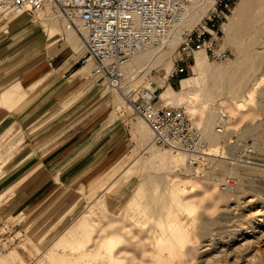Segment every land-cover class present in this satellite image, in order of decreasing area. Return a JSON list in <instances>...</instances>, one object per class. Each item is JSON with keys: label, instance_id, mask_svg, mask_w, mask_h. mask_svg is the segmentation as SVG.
Masks as SVG:
<instances>
[{"label": "rangeland", "instance_id": "1", "mask_svg": "<svg viewBox=\"0 0 264 264\" xmlns=\"http://www.w3.org/2000/svg\"><path fill=\"white\" fill-rule=\"evenodd\" d=\"M263 4L264 0H236L228 18H234V15L238 13L237 19L235 18L236 25L229 34L224 32L221 45L229 54L227 61H215L206 56L207 63L199 69L196 63L199 56L196 54L193 60L183 64L177 62L178 45L173 51L174 53L167 55L165 59L161 60L160 65L150 69L149 73L146 72L141 75L139 66L135 65V62L126 69L127 76H125L124 87L129 88L132 85L128 92L137 87L155 91L159 105L185 108L190 115L192 114L196 125L200 117L191 108L203 109L205 117V120L203 119L205 124L203 123V125L205 126L207 122L208 130L214 132L215 141L207 143L211 157L200 168L184 165V167H178L169 155L170 150H158L163 148L157 146L158 149L151 148L150 130L146 123L138 115L133 114L132 108L125 103L124 96L122 100L108 88V92L113 96V110L105 126L112 125L111 127L115 128L116 132L126 134L125 137L129 139L131 159L117 172L109 174V172L104 171L99 174L103 177L93 182L91 180V183L81 186L76 200L59 217L48 219L40 225L37 223L28 225L25 221L21 223L19 219H14L10 215L21 203V198L27 187L43 170V167L31 174L27 173V169L31 166L28 168L26 166H28L31 156L22 157L23 153L32 148L37 157L36 163L39 158L38 150L40 147L37 146L34 149L31 146H26L23 136L15 135L12 118L9 126L0 130V135L3 133L0 138V264H237L236 262L238 264H251V262L257 264L258 257L264 260V112L261 110L259 98L260 89L264 88V69L262 68L264 63L259 66L254 55L246 54L242 57L240 54L245 42L251 44L257 42L255 45L262 50L261 53L264 55ZM23 14L25 16L23 20L29 19L33 23L31 26L36 27L34 30L38 27L45 29L41 24L42 20H37L38 14L35 15L26 11H23ZM0 16L6 17V15L1 14ZM251 32H254L253 35ZM37 37L32 33L23 39V48H21L23 52H32L29 44ZM76 39L78 41L77 37ZM80 50L81 48L77 52H85L84 49L83 51ZM190 66L192 68L189 74ZM186 67H188V72L185 75H175L178 70ZM239 69L240 71H238ZM13 75L16 74H8L7 79ZM189 78L193 79V82L187 85L188 88L184 91L182 81ZM253 79L257 81L254 83ZM225 80L226 82H224ZM223 84L227 86L224 85L223 87ZM15 87L20 88L24 97H27V92L20 84L15 85ZM169 87L176 92L174 97L170 94L166 97L163 96ZM227 87L229 88L226 89ZM238 90H241L240 94ZM122 92L123 95L128 93L127 91L124 93V90ZM181 97L184 102L179 101ZM116 101L120 104H117ZM178 101L179 104H182L179 105ZM31 102L29 105L32 104ZM19 105L14 107L0 102V107H7L10 111L17 109ZM64 108L65 104L63 103L61 111ZM23 110L25 109L23 108L21 111ZM250 110L255 113V118L246 117L241 120L243 112L245 114ZM51 118L39 119L37 124L29 128L28 133L32 134L39 130ZM250 124L254 127L249 126ZM203 125L198 124L197 127L206 140ZM247 128L251 129L250 132H247ZM145 129L148 131L146 132ZM39 138L40 136L34 139L36 144L39 143ZM249 147H253L256 153L252 159H247L245 156V150ZM254 166L260 168L261 171L251 170V167ZM226 177L236 181V187L229 192L223 191L220 187ZM195 178L196 180H193ZM82 189H85L83 201H81ZM171 189L174 193L171 192ZM101 198L105 201V208L98 205ZM186 202L196 208L195 211L193 210L194 212L186 209L184 205ZM72 205L76 206L71 208ZM89 209L97 217L94 222L85 216ZM121 220H125L131 225L134 236L122 230ZM87 221L88 225L84 227L83 225ZM117 221L120 223L118 224ZM114 231L115 233H112ZM120 231H122V235L119 233ZM112 234H118L122 237V244L119 243L117 248L115 247L113 254L107 248L108 237ZM175 239L177 240L175 241ZM239 242L240 244H237ZM247 242H250L249 245L245 244ZM251 243L253 244L250 245ZM187 247L190 250L189 255ZM260 251L261 253H259ZM192 254L195 255V258ZM255 254H259L258 257ZM108 256L110 257L108 258ZM138 257L140 258L138 259Z\"/></svg>", "mask_w": 264, "mask_h": 264}, {"label": "crops", "instance_id": "2", "mask_svg": "<svg viewBox=\"0 0 264 264\" xmlns=\"http://www.w3.org/2000/svg\"><path fill=\"white\" fill-rule=\"evenodd\" d=\"M43 14L37 20H42L44 30H34L29 19L23 20V11L12 18L0 16V102L20 104L12 111L0 107V130L13 118L15 135L23 136L26 146L40 147L36 163L32 148L23 153L22 157L31 156L27 173L43 167L10 215L28 225L59 217L81 186L103 177L99 174L104 171L117 172L131 159L126 134L105 126L113 110L106 84L82 68L85 54L75 50V36L66 32L64 23L55 25L48 12ZM32 33L38 36L29 44L32 52H23V39ZM8 74L16 75L7 79ZM17 84L27 92L26 98ZM48 118L39 130L28 133L39 119Z\"/></svg>", "mask_w": 264, "mask_h": 264}, {"label": "built area", "instance_id": "3", "mask_svg": "<svg viewBox=\"0 0 264 264\" xmlns=\"http://www.w3.org/2000/svg\"><path fill=\"white\" fill-rule=\"evenodd\" d=\"M193 1L0 0V14L20 9L35 15L47 8L56 11L83 44L82 64L91 62L93 76L107 88L119 90L123 67L139 54L163 45L173 29L183 23ZM235 4L236 0H214L199 23L181 33L177 62L186 64L196 53H205L215 61H227L229 54L221 45L224 26ZM187 68H181L175 75H185ZM155 93L137 87L124 96L125 103L150 127L155 146L183 152L197 165L207 156L203 133L185 108L158 105ZM255 154L252 147L245 150L247 159ZM220 187L232 191L236 181L226 177Z\"/></svg>", "mask_w": 264, "mask_h": 264}, {"label": "bare ground", "instance_id": "4", "mask_svg": "<svg viewBox=\"0 0 264 264\" xmlns=\"http://www.w3.org/2000/svg\"><path fill=\"white\" fill-rule=\"evenodd\" d=\"M213 1L214 0H195V1H193L192 2V4H191V6H190V8H189V10H188V14H187V16H186V18H185V20L183 21V23L181 24V25H179V26H177L175 29H173V31L171 32V34H170V36H169V38L167 39V41L163 44V45H161V46H159V47H157V48H154V49H152V50H149V51H147L146 53H141V54H139L138 56H136L135 58H133L127 65H125L124 67H123V69H122V73H123V82H122V84H121V88L119 89V90H112V91H114L117 95H118V97L120 98V99H122L123 100V96H125V95H123V90H124V93L127 91L128 92V90H129V88L130 87H132V85L129 87V88H127V87H124V82H125V76H127L126 75V69L127 68H129V67H131L132 66V64H133V62H135V65H137V66H139V71H140V73H141V75L142 74H145L146 72H148L150 69H152V68H154V67H156V66H158V65H160V63H161V60L162 59H165V57L167 56V55H169V54H172V53H174L173 51L174 50H176V48H177V46L179 45V43H180V36H181V33L185 30V29H191V28H194V26L197 24V23H199V21L202 19V17L204 16V14H205V12L207 11V9L210 7V5L213 3ZM257 1V0H256ZM244 2V1H243ZM260 2V1H259ZM246 4V3H245ZM256 4V3H255ZM260 4V3H259ZM261 4H262V2H261ZM260 4V5H261ZM252 5V4H251ZM264 5V4H263ZM262 5V6H263ZM239 7H240V5H239ZM251 7V6H250ZM264 7V6H263ZM242 10V9H241ZM17 11H19L18 13H20V12H22V11H26V12H28L26 9H23V10H13V11H11V12H9V13H7L6 14V18H12V16L13 17H15L18 13H17ZM243 11V10H242ZM251 11V10H250ZM261 11V10H260ZM45 12H48L49 13V15H50V20L53 22V24H55V25H57V23L58 22H62V23H64V25H65V30H66V32H69V34H71V35H73V36H75V41L73 42L74 43V46H75V50L76 51H78V49H80L81 48V50L80 51H83V44H82V42H81V40H80V38H79V36L77 35V33L69 26V24L67 23V21L66 20H64L61 16H59L58 14H57V12L56 11H54V10H51V9H45L44 11H42V12H40L39 14H38V16H40L41 14H43V13H45ZM252 12H253V10H252ZM242 13V12H241ZM250 13V12H249ZM258 14V13H257ZM263 14H264V12H263ZM238 15V13H236L235 15H234V18H231V19H228V21H227V23L225 24V26H224V32L226 33V34H229V32H231L232 31V28L236 25V21H235V18L237 19V16ZM263 16V15H262ZM241 17V16H240ZM250 17V16H249ZM248 18V17H247ZM251 18H253L252 16H251ZM262 18V17H261ZM245 19V18H244ZM247 20V19H246ZM252 20V19H251ZM253 21V20H252ZM249 23H251V22H249ZM261 25V24H260ZM255 27H256V21H255ZM236 28V27H235ZM262 28V27H261ZM264 28V27H263ZM263 28H262V30H263ZM259 29H260V26H259ZM235 30V29H234ZM256 30V29H255ZM261 30V29H260ZM244 31V30H243ZM247 31V30H246ZM245 31V32H246ZM260 32V31H259ZM247 33V32H246ZM253 33L254 32H251V35H253ZM235 34H237V33H235ZM257 34V33H256ZM262 34V33H261ZM244 35H246V34H244ZM249 35V34H248ZM258 35V34H257ZM256 35V36H257ZM234 36V35H233ZM260 36V35H259ZM76 37L78 38V41H77V39H76ZM252 37V36H251ZM249 38H250V36H249ZM240 40H241V38H240ZM246 40V39H245ZM248 40V39H247ZM228 41V40H227ZM249 41V40H248ZM254 41V40H253ZM229 42V41H228ZM244 42V41H243ZM257 42H255L254 44H251L250 42L249 43H244L243 44V47H242V49H241V53L240 54H242V57H243V55H246V54H251V55H254L256 58H257V61H258V65L259 66H261V65H263V63H264V55H263V53H261L262 52V50H260L255 44H256ZM80 44V45H79ZM260 44V43H259ZM262 44V43H261ZM263 45V44H262ZM259 46V45H258ZM236 47H237V45H236ZM264 47V46H263ZM165 50H168V51H165ZM238 50V49H237ZM199 57H197V61H196V63H197V66L199 67V69H201V68H203L204 66H205V64L207 63V57H206V55H205V53H196ZM202 54V55H201ZM238 54V53H237ZM236 54V55H237ZM240 57H241V55H239ZM248 56V55H247ZM253 56V57H254ZM195 57H196V55H195ZM251 57V56H250ZM249 57V58H250ZM252 57V58H253ZM245 58V57H244ZM251 59V58H250ZM249 59V60H250ZM238 60V59H237ZM165 61V60H164ZM246 61V60H245ZM251 61H252V59H251ZM171 62V61H170ZM172 63V62H171ZM170 63V64H171ZM195 63V62H194ZM234 63V62H233ZM233 63H232V68H233ZM237 64V63H236ZM242 64H243V62H242ZM252 64V63H251ZM256 64V63H255ZM228 65V64H227ZM231 66H230V69H231ZM245 66V65H244ZM169 67V66H168ZM167 67V68H168ZM229 67V66H228ZM249 67V66H248ZM253 67V66H252ZM82 68H85V69H88L89 70V74H92L93 75V65H92V63L91 62H88V63H86V64H84V66L82 67ZM137 68V67H136ZM191 68H192V66H190L189 67V74H190V71H191ZM219 68V67H218ZM246 68V67H245ZM260 68V67H259ZM263 69H264V67H262ZM137 69V70H138ZM225 69H226V67H225ZM256 69V68H255ZM262 69V70H263ZM130 70V69H129ZM136 70V71H137ZM219 70V69H218ZM261 69H259V71H260ZM135 71V72H136ZM221 72H222V70H220ZM238 71H240V69L238 70ZM218 72V71H217ZM226 72V71H225ZM224 72V73H225ZM241 72H242V70H241ZM245 72V71H244ZM261 72V71H260ZM260 72H258V73H260ZM131 73V72H130ZM149 73V72H148ZM213 73V72H212ZM231 73V72H230ZM249 73V72H248ZM247 73V74H248ZM251 73V72H250ZM217 74V73H216ZM228 74V73H227ZM252 74H255V73H253L252 72ZM251 74V75H252ZM220 75H221V73H220ZM220 75H218V76H220ZM202 76V75H201ZM223 76V75H222ZM228 76V75H227ZM232 77H233V75H232ZM249 77V76H248ZM192 78V77H191ZM191 78H189V79H186V80H183L182 81V87H183V90L184 91H186L187 90V88H188V86L187 85H189V84H192V82H193V79H191ZM211 78V77H210ZM212 79H213V77H212ZM228 79V78H227ZM248 80V79H247ZM250 80H251V78H250ZM255 79H253L252 81H254ZM209 81H211V80H209ZM236 81V80H235ZM245 81V80H244ZM257 81V80H256ZM256 81H254V83L256 82ZM127 82V81H126ZM129 82H131V81H129ZM139 82V81H138ZM181 82V81H180ZM214 82V81H213ZM221 82V81H220ZM224 82H226V80L224 81ZM232 82V81H231ZM248 82V81H247ZM219 83V82H218ZM217 83V84H218ZM262 83V82H261ZM132 84V83H131ZM211 84V83H210ZM209 84V85H210ZM220 84V83H219ZM227 84V83H226ZM250 84V83H249ZM224 85L225 84H223V87H224ZM230 85V84H229ZM254 85V84H253ZM259 85V84H258ZM127 86V85H126ZM208 86V85H207ZM225 86H227V85H225ZM244 86H245V84H244ZM244 86H243V88H244ZM255 86V85H254ZM252 87V86H251ZM126 88V89H125ZM209 88H210V86H209ZM212 88H214V87H212ZM229 87H227L226 89H228ZM250 88V87H249ZM222 89V88H221ZM225 89V90H226ZM246 89V88H245ZM111 90V89H110ZM211 90V89H210ZM231 90H232V87H231ZM246 90H248V89H246ZM207 91V90H206ZM221 91V90H220ZM237 91V90H236ZM235 91V92H236ZM239 91V90H238ZM241 91V90H240ZM240 91H239V94H240ZM255 91H257V90H255ZM209 92V91H208ZM218 92V91H217ZM222 92V91H221ZM225 93H226V91H224ZM243 92V91H242ZM246 92V91H245ZM175 91L171 88V87H169V89L163 94V96L164 97H166V96H168L169 94L172 96V97H174L175 96ZM223 93V92H222ZM229 93V92H228ZM238 93V92H237ZM254 93V92H253ZM257 93V92H256ZM224 95V94H223ZM256 95H258V94H256ZM209 95L207 94V97H208ZM236 96V95H235ZM252 96V95H251ZM259 96V95H258ZM257 96V97H258ZM224 97V96H223ZM195 98V97H194ZM233 98V97H232ZM259 98H260V101H261V103H260V105L262 106V109L261 110H263V112H264V88L261 90L260 89V96H259ZM234 99V98H233ZM237 99V98H236ZM235 99V100H236ZM241 99V98H240ZM258 99V98H257ZM175 100V99H174ZM179 100V99H178ZM182 100V97H181V99L179 100V101H181ZM220 100H222V99H220ZM234 100V101H235ZM239 100V99H238ZM179 101H178V104H179ZM183 101V100H182ZM250 101V100H249ZM184 102V101H183ZM180 104H182V103H180ZM179 104V105H180ZM227 104H229V102H227ZM239 104V103H238ZM242 104V103H241ZM159 105V104H158ZM189 105V104H188ZM219 105V104H218ZM240 105V104H239ZM256 106V105H255ZM171 107H178V106H171ZM241 107V106H240ZM246 108V107H245ZM257 108H258V106H257ZM217 109V108H216ZM222 109V108H221ZM224 109V108H223ZM191 110L192 111H194V112H196V113H198V115H199V117H200V119L198 120V123H197V125L199 124L200 126L201 125H203V123H204V111H203V109L202 108H198V107H193V108H191ZM205 110V109H204ZM249 110V109H248ZM259 110V109H258ZM209 111V110H208ZM219 111H220V109H219ZM223 111V110H222ZM221 111V112H222ZM238 111H239V109H238ZM260 111V110H259ZM214 112H215V110H214ZM239 112H241V111H239ZM233 113V112H232ZM213 114V113H212ZM192 115V114H191ZM211 115V114H210ZM215 115V114H214ZM205 116H206V114H205ZM255 116V113L253 112V111H248L247 113H245L244 114V112H243V115H242V117H241V120L242 119H244V118H246V117H254ZM193 117V116H192ZM196 117V116H195ZM208 117V116H207ZM143 122H145L141 117H139ZM209 118V117H208ZM255 118V117H254ZM204 119V120H203ZM206 120H208L207 118H206ZM210 120V119H209ZM213 120V119H212ZM211 122V121H210ZM146 123V122H145ZM195 123V122H194ZM209 123V122H208ZM212 123H214V122H212ZM263 123V122H262ZM205 124V123H204ZM211 124V123H210ZM227 124H229V123H227ZM195 125H196V123H195ZM196 125V126H197ZM226 125V124H225ZM258 125V124H257ZM260 125V124H259ZM261 125H263V124H261ZM146 126L150 129V127L146 124ZM204 126V125H203ZM249 126H252L251 124L249 125ZM248 126V127H249ZM211 127V126H210ZM214 127V126H213ZM225 127V126H224ZM252 127H254V126H252ZM251 127V128H252ZM259 127V126H258ZM212 128V127H211ZM204 130H205V136H206V140H207V142L206 143H213L214 141H215V138H214V132L212 133L211 131H209L208 130V124H207V122H206V125L204 126V128H203ZM214 129V128H213ZM248 129V128H247ZM258 129H261V128H258ZM207 130H208V132H207ZM249 130H251L250 128L248 129V131L247 132H250ZM256 130H257V128H256ZM263 130V129H262ZM221 131V130H220ZM150 132H151V130H150ZM254 133V132H253ZM217 134V133H216ZM204 136V135H203ZM218 138V137H217ZM220 138V137H219ZM205 139V138H204ZM205 140V141H206ZM216 142H217V140H216ZM219 142V141H218ZM254 144V143H253ZM216 145V144H215ZM218 145V144H217ZM255 145V144H254ZM256 146V145H255ZM150 147L151 148H154V149H158V148H156V146L153 144V140H152V132H151V135H150ZM212 147V146H211ZM216 147V146H215ZM257 147V146H256ZM255 147V148H256ZM253 148V147H252ZM259 148V147H258ZM254 149V148H253ZM158 150H164V149H158ZM259 150V149H258ZM264 150V149H263ZM151 151V150H150ZM213 151V150H212ZM169 155L172 157V159L176 162V164H177V166L178 167H184V166H188V167H195V168H200V167H202V166H204L209 160H210V158L209 157H211L210 156V153H209V147H208V144H207V156L204 158V160L203 161H200L197 165H194V161H193V158L192 157H190L189 155H187V154H185V153H183V152H180V151H172V150H170V153H169ZM157 158H158V156H157ZM188 160V161H187ZM138 161V160H137ZM189 163V164H188ZM184 165V166H183ZM134 167V166H133ZM177 167V168H178ZM176 168V167H175ZM245 168V167H244ZM250 168V167H249ZM137 169V168H136ZM179 169V168H178ZM245 170V169H244ZM247 170V169H246ZM250 170V169H249ZM251 170H253V171H261V169L260 168H257V167H251ZM130 171H132V170H130ZM191 171H192V169H191ZM128 172V171H127ZM178 172V171H177ZM247 172V171H246ZM249 172V171H248ZM129 173H131V172H129ZM175 173V172H174ZM262 173V172H261ZM125 174H128V173H125ZM197 174H198V172H197ZM247 174V173H246ZM251 174V173H250ZM180 175V174H179ZM125 176V175H124ZM191 176V175H190ZM171 177H173V176H171ZM178 177V176H177ZM189 177V176H188ZM196 177V176H195ZM208 177V176H207ZM121 178V177H120ZM134 178V177H133ZM181 178V177H180ZM186 178V177H185ZM190 178V177H189ZM206 178V177H205ZM123 179V178H122ZM121 179V180H122ZM174 179H175V177H174ZM176 180H179V179H176ZM183 180V179H182ZM193 180H196V178L195 179H193ZM180 181V180H179ZM202 181V180H201ZM206 181V180H205ZM205 181H203V182H205ZM172 182V181H171ZM184 182V181H183ZM186 182V181H185ZM188 182V181H187ZM199 182V181H198ZM203 182H201V183H203ZM207 182V181H206ZM118 184V183H117ZM191 184V183H190ZM204 184V183H203ZM207 184H208V182H207ZM195 186V185H194ZM204 186V185H203ZM202 186V187H203ZM205 186H206V183H205ZM209 186H211V185H209ZM174 187V186H173ZM201 188V187H200ZM86 189V188H85ZM85 189H82L81 190V198H82V200L81 201H83V199H84V195H85ZM167 189H169V188H167ZM113 190V189H112ZM157 190V189H156ZM114 192V191H113ZM171 192H172V189H171ZM187 192V191H186ZM207 192H208V187H207ZM206 192V193H207ZM225 192H229V191H225ZM158 193V192H157ZM172 193H174V191L172 192ZM182 193V192H181ZM185 193V192H184ZM156 194V193H155ZM232 195V194H231ZM153 197V196H152ZM155 197V196H154ZM157 197V196H156ZM150 198V197H149ZM158 198V197H157ZM211 198V197H210ZM153 200V199H152ZM190 200V199H189ZM188 200V201H189ZM238 200V199H237ZM154 202V201H153ZM82 203V202H81ZM81 203H78V204H81ZM158 203V202H157ZM164 203V202H163ZM154 204V203H153ZM160 204H162V203H160ZM77 205V204H76ZM76 205H72L71 206V208L72 207H75ZM98 205H100L101 207H103V208H105V201L104 200H102V201H100L99 202V204ZM157 206H158V204H156ZM164 205V204H163ZM167 205V204H166ZM185 207H186V209H188V210H190V211H193L194 209H196L194 206H192L190 203H188V202H186L185 204ZM179 206V205H178ZM159 207V206H158ZM162 207H164V206H162ZM161 207V208H162ZM183 207V206H182ZM74 209V208H73ZM72 209V210H73ZM102 209V208H101ZM158 209V208H157ZM100 210V209H99ZM104 210V209H103ZM159 210V209H158ZM161 211V210H160ZM195 211V210H194ZM193 211V212H194ZM70 212V211H69ZM100 212H102V211H100ZM106 212V211H105ZM153 212V211H152ZM156 212H158V211H156ZM161 212H163V211H161ZM192 212V213H193ZM160 213V212H159ZM191 213V214H192ZM105 214V213H104ZM194 214V213H193ZM86 216L87 217H89L91 220L90 221H93L94 222V220L95 219H97V217H95V215H94V213L91 211V209H89L87 212H86ZM259 218V217H258ZM126 219H128V218H126ZM251 220V219H250ZM254 220V219H253ZM256 220V219H255ZM258 220V219H257ZM97 221V220H96ZM204 221H206V220H204ZM218 221V220H217ZM92 222V223H93ZM97 222H99V221H97ZM118 222V221H117ZM131 222V221H130ZM133 222V221H132ZM207 222V221H206ZM257 222V221H256ZM262 222V221H261ZM120 223V221L118 222V224ZM208 223V222H207ZM206 223V224H207ZM121 224H122V230H125V231H127V232H129L130 233V235L132 234V231H131V225L129 224V223H127V222H125V220H121ZM134 224V223H133ZM205 224V225H206ZM253 224V223H252ZM252 224H250V225H252ZM260 224V223H259ZM86 225H88L87 223L86 224H84L83 226L85 227ZM204 225V224H203ZM207 225H209V223L207 224ZM249 225V226H250ZM171 226V225H170ZM172 226H173V224H172ZM171 226V227H172ZM104 227H105V225H104ZM112 227V226H111ZM119 227H120V225H119ZM170 227V228H171ZM174 227V226H173ZM177 227V226H176ZM175 227V228H176ZM87 228V227H86ZM207 228V227H206ZM258 228V227H257ZM259 229V228H258ZM174 230V229H173ZM205 230V229H204ZM87 231V230H86ZM119 231V230H118ZM124 231V232H125ZM206 231V230H205ZM253 231V230H252ZM260 231V230H259ZM122 231H120L119 233H121ZM255 232H256V230H255ZM262 232V231H261ZM112 233H115V231L114 232H112ZM110 234V233H109ZM121 235H122V233H121ZM133 235V234H132ZM131 235V236H132ZM172 235V234H171ZM134 236V235H133ZM135 236H137V234H135ZM252 236V235H251ZM238 238V237H237ZM92 239V238H91ZM121 239H122V237L121 236H119L118 234H112V235H109V237H108V241H107V248H109L108 250H109V252H111V254H113V252H115L114 251V249H115V247L119 244V243H121ZM174 239V238H173ZM102 240V239H101ZM105 240V239H104ZM125 240V239H124ZM177 239H175V241H176ZM237 240V239H236ZM238 240H239V238H238ZM241 240H243V238H241ZM87 241V240H86ZM93 241V240H92ZM174 241V240H173ZM174 241V242H175ZM250 241V240H249ZM252 241V240H251ZM250 241V242H251ZM255 241H257V240H255ZM64 242H65V240H64ZM123 242V241H122ZM246 242V241H245ZM250 242H247V243H245V244H248V243H250ZM105 243V242H104ZM176 244H178L177 242H175ZM234 243V242H233ZM254 243V242H253ZM253 243H251L250 245H252ZM256 243H258V241L256 242ZM122 244V243H121ZM237 244H240V242L239 243H237ZM99 245V244H98ZM102 245H103V243H102ZM249 245V244H248ZM259 245V244H258ZM100 246H101V244H100ZM233 246V245H232ZM242 246H243V244H242ZM255 246V245H254ZM253 246V247H254ZM257 247V246H256ZM96 248V247H95ZM98 248V247H97ZM96 248V249H97ZM117 248V247H116ZM232 248V247H231ZM252 248V247H251ZM100 249V248H99ZM98 249V250H99ZM187 250H189L188 249V247H187ZM186 250V251H187ZM235 250H237V249H235ZM259 250V249H258ZM107 251V250H106ZM125 251V253H126V250H124ZM124 251H122V252H124ZM120 251L118 250V253H119ZM128 252V251H127ZM193 252H195V251H193ZM253 252V251H252ZM189 253H190V250L188 251V255H189ZM192 253V252H191ZM257 253V252H256ZM259 253H261V251L259 252ZM129 254V253H128ZM132 254V253H131ZM116 255V254H115ZM191 255V254H190ZM194 254H192V256H193ZM195 255H196V253H195ZM195 255H194V257L193 258H195ZM256 256L257 255H259V254H255ZM254 255V256H255ZM105 256H106V254H105ZM118 256H119V254H118ZM135 256L137 257V255L135 254ZM255 256V257H256ZM110 256H108V258H109ZM114 257V256H113ZM122 257H123V255H122ZM185 257V256H184ZM208 257V256H207ZM258 257V256H257ZM118 258V257H117ZM140 257H138V259H139ZM253 258V257H252ZM262 258H263V256H262ZM119 259V258H118ZM190 259V258H189ZM255 259V258H254ZM254 259H252V260H254ZM134 260V259H133ZM199 260V259H198ZM251 260V259H250ZM187 261H188V259H187ZM237 261V260H236ZM235 261V262H236ZM122 262V261H121ZM126 262V261H125ZM140 262V261H139ZM194 262V261H193ZM199 262V261H198ZM235 262H233V263H235ZM251 262V261H250ZM187 263V262H186ZM237 264H238V262H236ZM257 264H264V260L263 259H261V257L259 258H257V262H256ZM142 264V263H141ZM195 264H197V263H195ZM251 264H252V262H251Z\"/></svg>", "mask_w": 264, "mask_h": 264}]
</instances>
